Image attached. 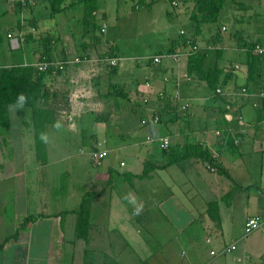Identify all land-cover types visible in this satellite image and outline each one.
<instances>
[{"label": "crops", "instance_id": "obj_1", "mask_svg": "<svg viewBox=\"0 0 264 264\" xmlns=\"http://www.w3.org/2000/svg\"><path fill=\"white\" fill-rule=\"evenodd\" d=\"M24 1L20 13H30L31 26L25 25L26 15L18 22V34L9 31L6 38L12 49L24 48L27 53L0 56V67L38 63L43 38L52 39L49 49L53 62L66 63L62 70L51 68L44 79L52 94L50 106L55 110L54 121L46 125L45 164L37 158L35 165H30L32 161L27 164V144L28 151L31 147L36 156L31 115L27 110L18 113L22 127L14 141L20 139L22 143L24 163L17 171L6 172L23 181L19 199L11 200V206H15L14 231L4 234L2 243L18 235L0 250V264H264V240L260 246L255 243L237 255L231 254L236 251L235 242L223 246V238L237 227L233 224L237 203L244 215L237 225L243 227L251 216L264 217V136L260 132L264 125V57L253 53L256 45L264 48V0H225L223 9L227 7V19L233 23L231 34L224 35L228 29L225 24L215 27L217 20L200 24V33L187 35L193 43L186 44V34L180 30L182 38L152 56L163 57L164 63H150L148 67L139 61L133 65L129 59L119 64L122 58L116 54L98 55L87 47L81 16L67 12L76 11L77 5L51 16L47 1ZM195 1L184 0V4L193 10ZM2 2L10 5L9 0ZM40 5L49 13L46 20L34 17ZM8 34L17 40V47ZM242 45H251L250 53L261 58L255 81L247 79L248 50ZM111 46L114 48V44ZM194 47L206 57L205 72L216 68L229 77L215 91L187 72ZM112 59L117 60L115 66L109 63ZM132 71L143 72V76H133L129 88L118 78L122 72ZM112 87L122 90L127 98L113 96ZM131 92L139 103H131ZM109 96L114 97L112 107L106 103ZM14 108L9 107L10 117ZM106 108L110 118L100 113ZM138 113L140 125H149L155 140L150 133L144 142H138ZM209 126H214L213 130H208ZM10 127L11 118L5 130ZM110 127L122 130L115 136L114 147L116 153L128 157L127 163H119L120 168L127 169L114 171L109 166L88 173L85 188L76 189L71 184L66 196L56 191V197H50L48 188L57 189V185L45 181L55 171L51 167L53 159L61 152L69 156L70 141H74L80 153L86 152L100 167L108 151L99 147L107 143L103 134ZM164 139L167 148L161 147ZM11 141L0 136V153L1 146ZM9 144L4 147L10 148ZM188 144L199 145L230 179L197 158L165 166L169 150L180 151ZM100 153L105 156L97 164ZM145 165L154 168L139 178ZM6 178L7 174L0 172V183ZM235 189L238 200L232 197ZM86 192L99 196L91 203L90 227L84 241L76 238L75 227L76 211ZM0 220L4 223L3 216ZM232 245L235 249L228 250ZM218 256L227 257L216 261Z\"/></svg>", "mask_w": 264, "mask_h": 264}, {"label": "rangeland", "instance_id": "obj_2", "mask_svg": "<svg viewBox=\"0 0 264 264\" xmlns=\"http://www.w3.org/2000/svg\"><path fill=\"white\" fill-rule=\"evenodd\" d=\"M6 1V0H5ZM17 0H9L10 5L7 3H3L0 0V56L4 54H12L14 56H19L22 52H26L23 50L24 48L12 49L10 45V41L6 38V32H12L14 35L18 34V22L21 21V18L26 17L28 15L26 27L31 26L29 14H21V10L17 7ZM23 1V0H21ZM76 1V0H75ZM66 3H69L70 0H65ZM80 2V0H77ZM172 2L176 3L173 5ZM97 13H96V24L101 28L105 27L104 32L98 30L94 35L99 39V42H93L89 40V45L92 47L91 50L98 53V55H107L110 53V47L114 44V50L111 55H117V57H121V61L118 60L119 64L125 63L126 60L130 61L133 65L135 63H141L143 67H148V64L151 63L150 59L154 54L162 53L166 50V48L170 47L172 42L182 38L180 34V30H183L187 35L193 33V27L188 20V14L192 7L190 6L188 10L187 5L184 4V0H97ZM50 9V8H49ZM226 8L221 11V15L218 19V22L215 24V27H220L222 24L227 26V32L224 35L231 34L233 31V23L227 19ZM2 10H7L2 14ZM40 10V11H39ZM36 13H34V17L36 19H44L48 18V11L44 10L43 6L40 5L39 9ZM76 11H67L68 13H73L76 17L83 18V4L78 3ZM186 10V11H184ZM50 11V10H49ZM77 12V13H75ZM72 22V21H71ZM24 25V24H23ZM45 27H47L45 25ZM262 27V26H261ZM30 30V28H26ZM26 32V31H25ZM26 35V34H25ZM88 39V38H87ZM88 41V40H87ZM11 48V49H10ZM27 53V52H26ZM127 58V59H126ZM163 57L161 58V62H163ZM160 62V63H161ZM164 63V62H163ZM135 79H141L143 76V72L132 71V72H122L119 76V80H122L129 88H131V82ZM126 86V88H127ZM131 98V103L133 101L139 100L136 95L131 92L129 93ZM110 97V96H109ZM114 98V97H113ZM112 97L108 99L106 102L108 107H112L111 103L113 100ZM139 103V102H138ZM13 109V108H12ZM15 110L11 112V127L9 130H5L0 127V136H4L5 140L10 138L13 140L11 144L5 142L4 145L9 144L10 148H5L4 145L1 146L0 153V172H5L7 174V178L2 180L0 183V218L3 216L4 223L0 220V244L5 235H9L14 231V226L16 223L13 221V214L15 206H11V200L17 201L19 199L18 195L20 193L21 180L22 178L19 176L12 175L9 172H15L23 166L24 161L23 157V146L20 139L14 141L16 134L20 133V129L22 127L21 120L19 119L18 113H23L28 109L15 107ZM111 109V108H110ZM102 116L111 117V112L107 110V108L102 110ZM141 113L136 114L135 116V127L139 133V141L144 142L146 140V136L150 135V127L141 126L140 125ZM214 126H209L208 130H213ZM119 129L115 131L114 128L110 127L107 130V133L103 134L105 139L107 140L106 144H103L99 148L101 150L106 149L108 151V155L104 157L102 161V165L100 167H96L93 162L90 160L89 155L85 153H80L79 144L74 141H70V154L69 156H65L62 154H58V156L53 159V163L51 167L55 168L53 172V176H50L45 181H49L57 185V189L50 191V197H56L61 194L62 197L65 192L67 193L71 184H73L76 189L80 188V186L85 188L86 180L88 173L96 172L97 170H106L109 166H112L114 171H124L127 169L120 168V161L128 162V157L123 153L115 152V136L121 133ZM261 135L264 136V125L261 126L260 129ZM151 137L155 140L156 137L153 133H151ZM260 136V135H258ZM27 139V138H26ZM28 139L32 142V135L29 133ZM150 145L149 143L147 146ZM142 146V145H141ZM144 148V147H143ZM86 151V150H83ZM26 159L27 164L29 162H33L30 165H35V154L31 151V147L27 151L24 157ZM4 169L2 171V169ZM175 171L176 169L173 168ZM258 173H254V179L256 180V175ZM25 179L28 177L24 176ZM35 179L36 176L34 175ZM42 178V177H41ZM44 178V177H43ZM251 178L252 174H251ZM43 181V179H41ZM239 180H237L238 182ZM127 182H130L129 180ZM240 182V181H239ZM3 189V190H2ZM237 190L235 189L234 199L238 200L239 196H235ZM19 204V201L17 202ZM236 210L234 212V226H237L234 230V233L230 235H226L224 239V244L229 245L233 242L236 244V251L232 252V255H237L240 253L245 247L251 249L253 244H257L260 246L264 237L261 231H256L247 237L243 238L242 228L238 224L237 220H240L242 214L243 207L235 206ZM17 214H20V209L15 210ZM20 212V213H19ZM217 250V248H215ZM230 254V255H231ZM228 256V255H227ZM226 256V257H227ZM225 256H218L216 261L223 260L226 258Z\"/></svg>", "mask_w": 264, "mask_h": 264}, {"label": "trees", "instance_id": "obj_3", "mask_svg": "<svg viewBox=\"0 0 264 264\" xmlns=\"http://www.w3.org/2000/svg\"><path fill=\"white\" fill-rule=\"evenodd\" d=\"M49 3L51 8V16L61 12L62 10H68L78 3L83 4V18L82 23V35L84 38H88V41L99 42V39L95 37V33L100 29L96 24V13L98 10L97 0H70L66 3L65 0H45ZM17 7L25 5V1L17 0ZM12 3V2H11ZM225 0H196L194 2L193 10L190 14L189 20L193 27V35L200 33V24H213L216 23L221 10L223 9ZM101 31V30H100ZM185 38V39H184ZM188 38V37H187ZM186 35H183L184 43L189 44L192 42ZM51 38L41 39V51L38 62H53L50 54V42ZM53 42H55L53 40ZM193 43V42H192ZM191 43V44H192ZM248 50V76L249 81L256 80L257 65L261 61L260 57L252 55L250 53L251 45H242ZM87 47H91L89 43ZM86 47V48H87ZM113 48L110 47L109 56L113 53ZM205 55L199 52V49L195 47L190 51V55L187 61V72L189 75L194 74L200 80H203L211 91L223 85L229 78L219 69H211L209 71L203 70V64L205 61ZM116 69V67H115ZM53 70V69H52ZM51 68L49 67L45 71H39L33 65H16V66H1L0 67V127L8 129L10 126L9 107L15 106L28 109L27 111L31 115V126L34 133V145L37 159L41 164L46 163V125L52 123L55 118V110L50 106L52 100L51 92L45 87L44 79L51 74ZM60 72V71H57ZM112 95L123 99L127 98V95L122 90L112 87ZM98 120H103L102 117H98ZM85 140L83 138V144ZM168 162L165 166L180 163L190 158H197L206 162L209 167L215 168L218 173L222 174L226 178L230 179L226 171L219 165H215L211 156L199 145L188 144L184 146L180 151L169 150L167 152ZM154 166L144 167L143 173L139 178H143L148 172L153 169ZM126 175V174H125ZM128 175V174H127ZM129 180V177H125ZM111 179V177H110ZM130 181V180H129ZM99 194L94 192H86L82 197L79 209L76 211V227L75 235L78 240L86 241L88 231L90 227V209L92 201L97 198ZM214 207V205H212ZM29 219H27L28 221ZM26 222V221H25ZM18 232L12 237L6 238L2 244H0V250L4 244L12 239L16 238Z\"/></svg>", "mask_w": 264, "mask_h": 264}, {"label": "built area", "instance_id": "obj_4", "mask_svg": "<svg viewBox=\"0 0 264 264\" xmlns=\"http://www.w3.org/2000/svg\"><path fill=\"white\" fill-rule=\"evenodd\" d=\"M104 28V27H103ZM102 32H104V29H102ZM9 39H11V41L14 43L13 46H16L17 47V40L13 39L12 35L8 34L7 36ZM253 53L255 55H259V56H263L264 57V48L256 45L253 49ZM161 56H156V57H152L150 59L151 63L152 64H159L161 62ZM65 63L66 62H38V63H35L33 64L34 67H36L39 71H45L46 69H48L49 67L50 68H54L56 70H62L65 66ZM110 65L111 66H115L117 64V60H110ZM168 146V142L167 140H163V143L161 145L162 148H167ZM105 156L104 153H100L98 156H97V164H100V161L103 159V157ZM242 231H243V235L242 237L245 238L247 237L248 235L256 232V231H261V232H264V217L262 216H251V217H248L245 222H244V225H243V228H242ZM235 249V246L232 245L230 246V248L228 250H234Z\"/></svg>", "mask_w": 264, "mask_h": 264}]
</instances>
